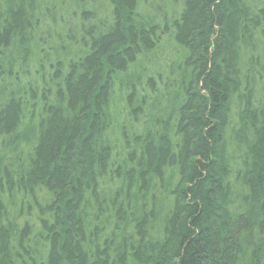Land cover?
Masks as SVG:
<instances>
[{"label": "trees", "instance_id": "1", "mask_svg": "<svg viewBox=\"0 0 264 264\" xmlns=\"http://www.w3.org/2000/svg\"><path fill=\"white\" fill-rule=\"evenodd\" d=\"M164 1L0 0V264H264V0Z\"/></svg>", "mask_w": 264, "mask_h": 264}, {"label": "rangeland", "instance_id": "2", "mask_svg": "<svg viewBox=\"0 0 264 264\" xmlns=\"http://www.w3.org/2000/svg\"><path fill=\"white\" fill-rule=\"evenodd\" d=\"M149 4L152 3V0H145ZM156 2H159L162 7L163 11H157V14L159 13L162 16H167L168 10L165 6V1L164 0H156ZM96 7H94V10L96 13L103 14V15H108V11L104 8V4L102 2H96ZM92 8V7H89ZM150 13V10L148 11ZM147 12V13H148ZM154 12L150 13V15H153ZM102 15L101 18L104 16ZM96 16V14H95ZM169 16V15H168ZM100 15L97 16V20H99ZM46 27V26H45ZM51 28V27H50ZM57 29V28H56ZM42 30V29H41ZM174 45L168 36H163L162 40L158 43L156 49L151 50L146 56L138 57L137 60L133 63L132 66L129 67L128 71L129 73L133 74L131 77V82L127 81L124 82L118 81L115 79L114 82V91L113 95L111 97L112 102V111L111 114L113 116V123L116 128H118V125L121 123V120L123 121L124 117L127 116L129 120V108L127 106V101L126 97L129 95V101L131 102V99H135L131 104L134 106L139 102V94L141 90L142 94L150 95L152 87L160 88L162 87L163 83L166 81L167 77H169L168 71L170 68L177 63L178 58L175 55V50H174ZM175 52V53H174ZM44 66L42 70L40 71V74H43L45 76L46 71L48 69V64L47 62L43 63ZM29 69V73L31 77L35 76V72L38 69V65L35 62V60H32L29 64L25 65V69ZM14 69L17 71L20 69L19 66L14 67ZM20 71V70H19ZM149 77H151L150 80ZM124 78V75H123ZM19 79L22 82H25L27 78L23 74L19 75ZM126 79V78H125ZM163 80V82H161ZM134 87V88H133ZM138 94V95H137ZM138 96V98H137ZM131 97V98H130ZM117 139V136H116ZM232 146H229V152L230 155L234 156L235 158L241 154L240 151L232 149ZM240 152V153H239Z\"/></svg>", "mask_w": 264, "mask_h": 264}]
</instances>
